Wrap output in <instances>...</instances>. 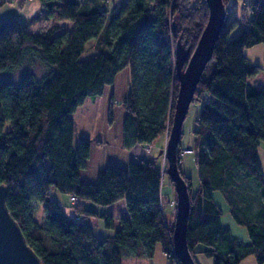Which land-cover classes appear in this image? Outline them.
Wrapping results in <instances>:
<instances>
[{
  "label": "trees",
  "instance_id": "16d2710c",
  "mask_svg": "<svg viewBox=\"0 0 264 264\" xmlns=\"http://www.w3.org/2000/svg\"><path fill=\"white\" fill-rule=\"evenodd\" d=\"M37 1L54 21L41 34L16 19L0 20V184L10 215L41 264H121L122 258L151 259L157 245L168 264H180L161 206L160 168L130 152L169 131L178 89L175 47L179 42L189 58L207 22L204 0H124L118 11L107 8L110 0ZM244 2L239 17L225 10L193 96L202 102L193 131L194 192L177 147L190 201L187 246L192 258L201 253L213 264L247 257L264 264V175L257 156L264 92L249 83L261 68L244 55L264 45V0ZM239 22L244 26L230 37ZM93 47L99 54L80 60ZM35 65L44 69L40 76L28 70L16 83L1 77ZM88 96L101 99L100 113L91 138L74 147L70 114ZM54 191L99 207L123 200L127 216L118 218L112 236L98 238L78 219L95 216L114 229L112 214L81 204L70 218ZM215 191L248 243L222 223ZM34 204L42 207L41 222Z\"/></svg>",
  "mask_w": 264,
  "mask_h": 264
},
{
  "label": "rangeland",
  "instance_id": "374dc122",
  "mask_svg": "<svg viewBox=\"0 0 264 264\" xmlns=\"http://www.w3.org/2000/svg\"><path fill=\"white\" fill-rule=\"evenodd\" d=\"M121 1L123 0H110V3L108 4V9H115V11L119 10V7L121 6ZM191 4L195 3L197 0H190ZM0 20H6V19H16L21 23H24L27 26V30L30 33L33 34H41L42 32L49 29L54 21L53 19H48L46 14L43 12V9L40 5V3L37 0H0ZM225 10H227V14L230 16H237L239 17L241 14V11L243 9H247V4L243 0H227L225 2ZM61 29H65L68 25L67 22L59 23L58 24ZM244 26L243 22H239L230 32V37H234L239 29ZM184 48V47H183ZM185 49V48H184ZM187 51V49H185ZM193 51V50H192ZM192 51L189 52V57L192 54ZM98 47H93L88 52L83 53L80 56V60H86L90 59L96 55L99 54ZM244 55L247 58L249 62H251L254 65H257L261 68V70L254 76H251L248 80L252 85H256L260 87L261 89H264V45L263 44H257L252 47L246 48L244 50ZM31 70L36 74V76H40L44 69L40 67L39 65L32 66L30 68L25 69H18L13 72H10L8 74L2 73L1 77L16 83L19 79L21 74L24 72ZM184 68L182 69V71ZM202 102L197 97H194L192 99V102L190 103L188 107V111L186 113L185 119L182 123L181 127V138L179 147L182 150L181 152V161H180V169L181 171L190 179L191 188L190 190L194 192L199 184L198 179V173H197V167L194 160V154L192 152L193 149V131L196 129V119L199 115V111L201 108ZM100 106H101V99L98 96H88L85 98L83 103L78 106L74 112L70 114L71 120H72V126H73V135H72V145L74 147L77 146V144L80 141L88 140L91 138L92 133L95 129L96 119L99 116L100 113ZM8 127L5 126V130H7ZM167 137L168 132L166 131L163 135H161L157 140H155L152 144H150V148L147 149L145 146H137L135 149L131 151L132 153V159L136 160L139 159L136 153H140L144 156L147 160H151L154 162V164L160 168V174L162 175V184L165 186L163 188L162 192V199H161V206L164 214V218L166 220V224L169 227H173L174 222V215H175V206H176V195L173 189V185L167 175L165 174V171L167 169V161L163 154L159 155V151L165 150L166 143H167ZM258 154V160L259 164L262 170V173L264 175V142L260 143V146L257 150ZM214 200L220 205L222 210L221 220L222 223L230 222V217L228 214V208L226 203L224 202L221 194L217 191L212 193ZM52 197L54 200H56L64 210V213L66 216L70 218H77L76 214L74 213V209L78 206L81 207H87L85 202H79L76 201L74 203L69 200L68 195L60 193L58 191H54L52 193ZM89 205V203H88ZM119 205L120 203H115L113 210L119 211ZM90 206V205H89ZM93 208V207H91ZM96 209V207H94ZM93 208V209H94ZM172 209V214L170 215V211ZM97 210V209H96ZM101 209H98L96 212H100ZM108 213V212H104ZM33 214L37 221H42V210L41 207H39L38 204H34L33 206ZM114 218V225L116 224L117 219L119 218V215H112ZM98 217L95 216H88V217H82V222L89 224L94 230L95 224ZM99 222V221H98ZM99 224L103 225L102 220H100ZM116 227L113 229H105V231H109L110 235H113L115 232V229L118 228V225H115ZM232 234L236 237H243L246 236L245 228L239 225H232ZM247 237V236H246ZM247 243V242H244ZM193 260L198 264H213V261L207 257H205L203 254H195L193 256ZM252 259V257H249ZM162 259V252L159 245L156 246L155 249V260ZM248 260V259H247ZM249 262V261H247Z\"/></svg>",
  "mask_w": 264,
  "mask_h": 264
},
{
  "label": "water",
  "instance_id": "95a60500",
  "mask_svg": "<svg viewBox=\"0 0 264 264\" xmlns=\"http://www.w3.org/2000/svg\"><path fill=\"white\" fill-rule=\"evenodd\" d=\"M225 1L227 0H204L208 10L207 22L188 59H186V50L179 42L175 47L178 89L166 147L164 151H159V155L163 154L167 161L166 174L176 195L172 245L180 264H195V262L187 246L186 230L190 201L187 184L178 169L177 147L188 107L203 70L212 57L214 43L225 21ZM185 61L186 65L182 71ZM5 200L6 186L0 184V264H41L40 259L26 243L19 225L10 215Z\"/></svg>",
  "mask_w": 264,
  "mask_h": 264
},
{
  "label": "crops",
  "instance_id": "0c3cea01",
  "mask_svg": "<svg viewBox=\"0 0 264 264\" xmlns=\"http://www.w3.org/2000/svg\"><path fill=\"white\" fill-rule=\"evenodd\" d=\"M124 1V0H123ZM123 1H121V3L123 2ZM0 5H2L1 3H0ZM249 81V80H248ZM250 83V82H249ZM251 84V83H250ZM252 85V84H251ZM253 87H255L256 89H259V90H261L262 92H264V89H261L260 87H258V86H256V85H252ZM261 143V142H260ZM137 146H139V145H135L132 149H131V151L133 150V149H135ZM259 146H260V144H259ZM258 146V147H259ZM258 150V149H257ZM136 154H138V155H135L134 154V156H137L139 159H144V160H147L146 158H144V156L143 155H141L140 153H136ZM130 156H131V158H132V153L130 152ZM257 156H258V154H257ZM86 203V205H87V207L88 208H90V209H92V210H94V211H98V209H101V211L100 212H98V213H104V212H108V213H110V214H112V215H119L118 217H126L127 216V213H126V211H125V205H124V201L122 200V201H118V202H116V203H120V205H119V211H116V210H113V208H114V205L115 204H113V205H110V206H107V207H99V206H95V205H93V204H90L89 203V205H88V202H85ZM39 207H41V206H39ZM91 207H96V209L94 208H91ZM41 210H42V207H41ZM171 214H172V209H171V211H170V215L169 216H171ZM229 214V213H228ZM229 217H230V215H229ZM74 218V217H73ZM76 219V218H75ZM230 219H231V221H232V224L230 225H228V227H229V229H230V231H231V229H232V225H237V224H235L234 223V221L232 220V218L230 217ZM78 220H82V218H79ZM100 222V219L98 220L97 219V221H96V224H95V230L92 228V231H93V233L95 234V236L96 237H98V238H104V237H108V236H112V235H110L109 234V231H105V229H104V227H103V225H101V224H99V222ZM115 222V221H114ZM115 225H118V219H117V221H116V224ZM114 225V226H115ZM116 227V226H115ZM114 230V229H113ZM231 233H232V231H231ZM246 234V236H247V233H245ZM235 236V235H234ZM246 236H243V237H241L240 239L243 241V242H247L248 243V236L246 237ZM239 238V237H238ZM198 249H200L199 247H196L195 249H194V251H197ZM195 254H201V253H195ZM194 254V255H195ZM248 259V260H247ZM247 261H249V262H247ZM121 264H168V261H167V258H166V256L162 253V259H160V260H155V252H154V255H153V257L151 258V259H147V258H122L121 259ZM196 264H198V263H196ZM240 264H256L255 263V261H254V259L252 258H249V257H247V258H245L244 260H242L241 262H240Z\"/></svg>",
  "mask_w": 264,
  "mask_h": 264
},
{
  "label": "built area",
  "instance_id": "2783aa9c",
  "mask_svg": "<svg viewBox=\"0 0 264 264\" xmlns=\"http://www.w3.org/2000/svg\"><path fill=\"white\" fill-rule=\"evenodd\" d=\"M6 1H10V0H6ZM243 1H247V0H243ZM146 148L149 149L150 148V145H146ZM71 201H73L74 203H76V200L75 198L71 197Z\"/></svg>",
  "mask_w": 264,
  "mask_h": 264
},
{
  "label": "bare ground",
  "instance_id": "6f19581e",
  "mask_svg": "<svg viewBox=\"0 0 264 264\" xmlns=\"http://www.w3.org/2000/svg\"><path fill=\"white\" fill-rule=\"evenodd\" d=\"M161 188H162L161 190H162V192H163V188H165V186L162 185ZM229 219H230V218H229ZM221 221H222V220H221ZM229 224H230V225L232 224L231 219H230V222H226V223H224V225H226V226H228Z\"/></svg>",
  "mask_w": 264,
  "mask_h": 264
}]
</instances>
